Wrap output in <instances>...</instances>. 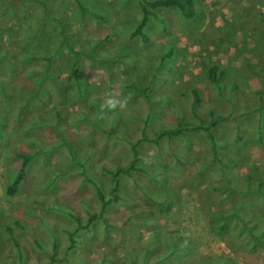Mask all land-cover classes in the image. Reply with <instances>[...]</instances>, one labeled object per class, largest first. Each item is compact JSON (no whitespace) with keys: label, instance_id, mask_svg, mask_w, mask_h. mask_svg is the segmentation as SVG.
I'll use <instances>...</instances> for the list:
<instances>
[{"label":"rangeland","instance_id":"1","mask_svg":"<svg viewBox=\"0 0 264 264\" xmlns=\"http://www.w3.org/2000/svg\"><path fill=\"white\" fill-rule=\"evenodd\" d=\"M10 1L0 2V76L9 79L6 83L11 90L4 96L0 82V264H86L102 260V251L107 253L104 264H126L130 249L140 263L143 239L152 230L161 235L163 246L151 251L149 259L168 248L167 232L181 230L192 246L183 249V258H167L179 264H205L213 254H227L237 264H264L260 243L246 250L237 243L230 247L235 242L231 229L238 227L236 218L231 217L224 234L209 231L211 219L217 216L211 205L219 204L228 211L232 207L225 198V188L209 187L225 182L220 164L215 163L212 172L204 171L201 177L195 173L200 160L211 157L202 131L188 132V141L182 136L172 140L171 146L182 153L183 163H175L167 139L159 146L138 143L144 132L152 134L177 119L198 122L188 88H198L203 99H208L209 64H220L226 70V81L236 82L243 90L259 87L255 54L264 50V0H195L192 18L184 17L174 7L156 9L146 28V40L138 35L130 37V32L142 18L141 3L148 0H48L52 19L45 20L41 36H36L44 16L39 7ZM57 19L66 26L69 46L79 52L84 96L76 93V60L62 48L50 69L52 80H45V93L26 105V90L38 81L34 72L43 70L46 63L39 57L42 51L38 47L58 37ZM133 80L142 90L128 86ZM109 91L127 96L128 105L123 110H106V115L101 113L97 118L99 108L93 100L101 104ZM219 103V107L224 106ZM53 110L62 115L59 126L64 125L67 131L66 143L51 126L56 120ZM148 114L151 118L146 121ZM218 127L222 134L233 135L232 121ZM245 132L244 142L239 140L224 149L235 161L230 168L235 167L234 174L262 178L264 143L258 148ZM133 143L139 150L137 164L146 168V172H133L139 177L140 187L134 185V178L123 177V187L135 203L109 204L108 216L118 227L111 228L108 238L100 220L92 230H76L78 224L66 208L86 222V209L97 210L100 205L94 182L105 190L109 184L102 165L113 166L114 160L126 164ZM20 150L37 153L19 191L11 197L5 187L20 165L15 155ZM215 178L220 181H213ZM232 194L244 205L243 210L254 208L253 214L259 213L256 219L263 222L264 197L240 191ZM165 195L172 200V209L161 213L160 202ZM52 200L60 207H55ZM129 216L155 220L158 225L145 228L128 220ZM15 219H20L19 224ZM120 226H126L124 234ZM69 231L84 241L70 258L64 256ZM35 238H40L42 245Z\"/></svg>","mask_w":264,"mask_h":264},{"label":"trees","instance_id":"2","mask_svg":"<svg viewBox=\"0 0 264 264\" xmlns=\"http://www.w3.org/2000/svg\"><path fill=\"white\" fill-rule=\"evenodd\" d=\"M22 6H25L26 3H33L38 6L41 12L43 13V18L40 20L38 25V31L36 36H41L42 25H44L45 20H50L52 17L49 14L50 8L48 0H17ZM0 2H11L10 0H0ZM141 3L142 8V18L137 23L136 27L130 32V37L136 35L143 37L145 40L148 39L146 28L149 25L150 16L156 14L157 10L160 8L170 9L176 8L180 13L186 18H192L196 13L195 0H148ZM59 22L60 30L58 32V37L54 38L48 45L41 44L38 49L41 52L39 57L45 59L46 63L44 69L35 70L34 73L38 76V81L34 83L29 90H26L27 103L34 101L41 93H45V80L50 78V69L53 66V61L58 57L59 52L62 48H67L69 53L72 55L74 60H76L77 66L74 68V79L76 80V93L79 96H84V91L81 87L83 86L84 78L80 76L79 70L82 69L80 65L79 52L76 51L73 47L69 46V41L64 33V28L61 20H55ZM52 46V48H50ZM258 50V48H256ZM169 56V53H167ZM257 61V68L260 74V85L257 89L254 90H243L239 87L236 82H227L226 81V70L218 63L209 64L207 67L206 81L209 89L207 93L208 99H203V96L200 90L192 85L189 86L188 90L192 93L193 103L192 110L193 114L197 117L198 122H189L182 121L177 119L176 123L173 125H162L160 128L153 132L152 134L143 133V136L138 139V143L142 141L151 142L154 144L160 145L163 139H167L170 145V152L175 158V163H183L182 153L176 149L172 148V140L176 136H182L188 141V132L202 131L205 135L206 141L208 142V149L211 152L210 159H201L199 164L195 167L196 175L202 176L204 171H211V168L214 167V164H220L219 168L222 172V179H225L221 185H211L209 187L213 189H223L225 193L227 192L225 198L228 204L232 207L230 211L220 206L219 204L213 203L211 208H216V217L211 219L209 226V231L212 234L220 235L224 234L230 224L231 217H234L238 220V227L231 229V234L235 242H231L230 247L238 246L243 250L247 248H255L257 244H261L264 249V220L259 222V213L256 215L253 214L254 208L248 210H243L244 205L239 204V202L233 198L232 194L234 191H240L242 194H259L264 197V177L253 178L247 177L244 175L234 174V168H230L235 165L233 156L229 153H226L224 149L227 147L233 146L234 143H237L239 140L245 138L244 131H246V137H250L253 140V143L258 148L263 147L264 143V50L257 52L255 54ZM1 89L4 96L10 93V86L7 85L9 79L5 76H0ZM128 86H131L135 90H142L140 86L135 83ZM6 84V85H5ZM57 86V83H54ZM27 88V87H26ZM215 90V92L213 91ZM25 91V90H24ZM186 95L187 92H184ZM216 96V98H213ZM145 98H149L148 94H145ZM219 101L222 102L224 106L219 107ZM94 105L97 106L98 113L97 118L101 116L100 111V102L97 99L93 100ZM204 105H207L203 108ZM83 108V106H81ZM84 111V108L83 110ZM85 112V111H84ZM52 113L56 115V120L51 123L53 128H57L59 135L63 142H67V131L63 126H59L60 118L62 115L58 110H53ZM206 114L204 118L203 115ZM151 115H147L146 121L150 120ZM19 120V114L17 117ZM16 120V122H18ZM234 125V132L232 136L224 135L220 132L218 127L220 123L231 122ZM245 140V139H244ZM243 140V142H244ZM137 143V144H138ZM223 150V151H222ZM132 156L126 164L120 163L117 160L113 161V166L102 165V169L108 174L109 184L107 190L103 189L101 184L94 182V186L97 192V198L100 202L99 208L97 210L86 209L87 219L84 222V218L76 214L72 209L66 208V211L71 217L74 218L78 227L76 230H92V226L97 223V220H100L102 223L103 229L106 231V237L108 238L111 233V228L118 227L117 224H114V220L108 216V206L110 203H115L118 201H124L128 203H135V200L132 199L131 195L123 187V177L134 178V185H139V177L134 176L133 172L144 171L146 172L145 166L138 165L137 162L140 161L138 158L139 150L136 148L135 144L130 147ZM16 158L20 159V165L15 173L14 178L11 182L6 184L5 193L8 196L13 197L20 189L23 181L25 180L28 167L35 157L37 152L26 153L23 150L16 151ZM223 153V154H222ZM203 156H201L202 158ZM85 169V168H84ZM85 172V170H83ZM214 172V171H213ZM88 178V177H87ZM233 178V180L231 179ZM220 179V178H219ZM216 178L213 180L219 182L220 180ZM55 180V179H54ZM231 180L232 182L228 183L227 181ZM240 184L237 187V184ZM228 190V191H227ZM40 201H42L40 199ZM43 202V201H42ZM52 204L59 208V204L52 200ZM161 213L169 212L172 209V200L168 195H165V198L161 200ZM245 209V208H244ZM41 217V216H40ZM42 220V218H41ZM128 220L137 221L145 228L155 227L157 221L148 220V219H134L133 216H129ZM258 221V222H256ZM15 222L19 224L20 219H15ZM43 222H47L46 218L43 217ZM235 224V223H234ZM233 224V225H234ZM12 231V228H8ZM120 232L124 234L126 226H120ZM54 231V230H53ZM67 231V230H66ZM54 235V232H51ZM56 233V232H55ZM69 234V245L64 250V256L69 257L74 255L73 251L83 247V240L81 238H75L73 236L74 232H68ZM56 235V234H55ZM15 239V237H13ZM106 238V239H107ZM36 239V238H35ZM165 239L167 241L168 248L159 253V257H150V252L155 250H160L159 247L163 246L161 242V235L152 230L149 232L148 236L143 239V251L141 256V262L139 263L137 257L133 250H129L127 253L128 263L126 264H160L164 260L170 261V264H179L176 260L172 261L167 259L168 257L183 258L182 252L183 249H190L192 242H189L184 237V234L181 230H171L165 234ZM16 241V239L14 240ZM39 245H42L40 238L36 239ZM237 243V244H236ZM56 242H54V248ZM56 251L51 255L52 262L54 261ZM251 253V252H249ZM149 256V257H148ZM70 258V257H69ZM81 259V258H79ZM107 259L106 251H102V260L97 258L93 261H88L86 264H104ZM205 264H237L227 254H213L205 259Z\"/></svg>","mask_w":264,"mask_h":264},{"label":"clouds","instance_id":"3","mask_svg":"<svg viewBox=\"0 0 264 264\" xmlns=\"http://www.w3.org/2000/svg\"><path fill=\"white\" fill-rule=\"evenodd\" d=\"M129 98L127 96H120L114 92H106L102 103L100 104V111L103 115H106L107 111L115 110L117 108L123 110L127 107Z\"/></svg>","mask_w":264,"mask_h":264}]
</instances>
